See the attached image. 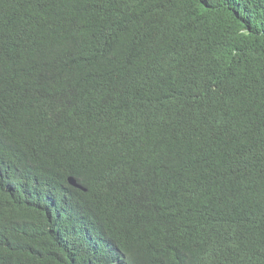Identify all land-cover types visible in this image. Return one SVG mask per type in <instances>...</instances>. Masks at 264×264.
Masks as SVG:
<instances>
[{"label":"trees","instance_id":"1","mask_svg":"<svg viewBox=\"0 0 264 264\" xmlns=\"http://www.w3.org/2000/svg\"><path fill=\"white\" fill-rule=\"evenodd\" d=\"M0 227L31 264H264V0H0Z\"/></svg>","mask_w":264,"mask_h":264},{"label":"clouds","instance_id":"2","mask_svg":"<svg viewBox=\"0 0 264 264\" xmlns=\"http://www.w3.org/2000/svg\"><path fill=\"white\" fill-rule=\"evenodd\" d=\"M71 180L74 181L75 184H72ZM68 183L74 188L85 190L73 176H70L68 178ZM199 192L201 193L202 197L207 203V206L200 209V212L203 218L206 220V222L211 224L212 214L217 206L213 202H211L208 199V197L200 190H196L195 197L199 194ZM0 232H1L0 243L3 245V247L0 249V264H19V262L22 261L25 257H26V262H24V264H31L32 260L34 259L35 244L21 242L18 232L8 231L2 227H0ZM11 246L17 247L19 252L18 259H15L14 257L10 256ZM41 264H48V262L45 259L44 261H42ZM77 264H101V263L97 261H79L77 262ZM231 264H245V263L234 255Z\"/></svg>","mask_w":264,"mask_h":264},{"label":"water","instance_id":"3","mask_svg":"<svg viewBox=\"0 0 264 264\" xmlns=\"http://www.w3.org/2000/svg\"><path fill=\"white\" fill-rule=\"evenodd\" d=\"M71 182H72V184H75L74 181L71 180Z\"/></svg>","mask_w":264,"mask_h":264},{"label":"bare ground","instance_id":"4","mask_svg":"<svg viewBox=\"0 0 264 264\" xmlns=\"http://www.w3.org/2000/svg\"><path fill=\"white\" fill-rule=\"evenodd\" d=\"M88 220V219H87ZM89 222H90V220H89Z\"/></svg>","mask_w":264,"mask_h":264}]
</instances>
